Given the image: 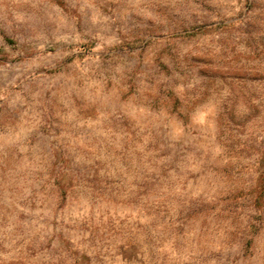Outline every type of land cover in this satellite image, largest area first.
I'll list each match as a JSON object with an SVG mask.
<instances>
[{
  "label": "rangeland",
  "instance_id": "1",
  "mask_svg": "<svg viewBox=\"0 0 264 264\" xmlns=\"http://www.w3.org/2000/svg\"><path fill=\"white\" fill-rule=\"evenodd\" d=\"M263 141L264 0H0V264H264Z\"/></svg>",
  "mask_w": 264,
  "mask_h": 264
},
{
  "label": "trees",
  "instance_id": "2",
  "mask_svg": "<svg viewBox=\"0 0 264 264\" xmlns=\"http://www.w3.org/2000/svg\"><path fill=\"white\" fill-rule=\"evenodd\" d=\"M226 126L229 129L230 126L228 124ZM257 163H258V172L260 173V176L258 177L257 182L255 184L256 186L254 187L257 188L260 194L261 192L264 191V141L260 146L258 155L256 156V162L255 164H253V166H256ZM258 199H260V197H258ZM247 234L248 236H250V239L246 243V249H249L252 245L251 243L254 240V233L251 228L249 229V231H247Z\"/></svg>",
  "mask_w": 264,
  "mask_h": 264
}]
</instances>
